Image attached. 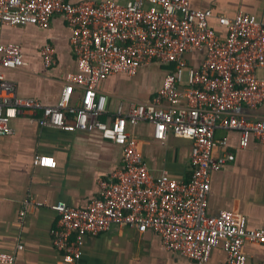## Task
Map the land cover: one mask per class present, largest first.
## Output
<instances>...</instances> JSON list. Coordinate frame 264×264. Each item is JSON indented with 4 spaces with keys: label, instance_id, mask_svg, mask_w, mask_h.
<instances>
[{
    "label": "built area",
    "instance_id": "obj_1",
    "mask_svg": "<svg viewBox=\"0 0 264 264\" xmlns=\"http://www.w3.org/2000/svg\"><path fill=\"white\" fill-rule=\"evenodd\" d=\"M55 14L66 23L77 69L65 74L52 106L36 97L18 96L4 72L24 65L21 47L0 40V136L13 133L10 121L18 115L64 131L97 132L121 147V165L99 179L98 195L87 205L47 204L28 196L20 216L27 206H48L56 213L50 232L65 264H80L85 237L112 226L152 230L166 250L197 264L207 262L217 246L225 252L227 264H246L243 244L264 245V228H248L245 217L231 211L208 215L206 208L211 173L234 159L232 153H214L215 146H225V139L214 138V130H237L241 148L251 136L264 144V118L236 113L240 106L264 105V22L242 11L228 17L194 8L189 0H0V31L26 24L47 28ZM194 50L204 53L196 67L186 58ZM40 53L46 67L55 63L51 45L42 46ZM152 62L168 66L153 97L120 103L108 122L101 120L108 96L99 83L117 73L133 76ZM75 89L82 91L78 104L71 103ZM141 121L152 125L157 140L170 133L191 141L187 180L173 178L166 170L152 175L127 129ZM34 162L56 166L48 155ZM14 258L0 251L1 263L12 264Z\"/></svg>",
    "mask_w": 264,
    "mask_h": 264
},
{
    "label": "crops",
    "instance_id": "obj_2",
    "mask_svg": "<svg viewBox=\"0 0 264 264\" xmlns=\"http://www.w3.org/2000/svg\"><path fill=\"white\" fill-rule=\"evenodd\" d=\"M77 2L80 0H70ZM124 2L125 0H117ZM194 8H209L215 14L234 16L242 11L264 22V0H189ZM210 24L221 34L225 30L215 19ZM0 40L21 47L24 65L5 70V78L15 84L21 97H36L44 105L56 104L66 73L76 71V60L69 44V31L60 14L50 19L47 28L33 24L4 26ZM49 44L55 63L46 67L40 53ZM202 51L186 55L189 66H198ZM167 65L144 64L133 76L117 73L99 83L106 93L107 112L100 119L108 122L120 103L150 100L162 84ZM263 73L258 71V75ZM82 91L75 89L71 103L78 104ZM236 113L248 119L264 118V105L240 106ZM13 133L0 136V251L13 253L12 264H65L52 243L51 228L57 216L48 206H27L21 217L23 201L28 196L53 204L63 201L83 207L98 195L100 178L121 165L122 149L97 132L64 131L41 126L29 116L18 115L10 121ZM136 149L152 173L162 170L176 179L187 180L191 141L168 133L163 140L153 137L152 125L141 121L128 126ZM215 139H225V146H215L214 153H232L234 159L211 173L207 198L208 215L231 211L245 217L248 228H264V144L250 137L246 147L239 146V132L225 127L214 130ZM48 155L54 168L35 164L37 156ZM21 249H17V245ZM246 264L264 262V245L243 244ZM80 264H197L178 252L166 250L152 230L138 232L112 226L95 236H86ZM0 264H5L1 263ZM203 264H227L221 246L212 249Z\"/></svg>",
    "mask_w": 264,
    "mask_h": 264
},
{
    "label": "rangeland",
    "instance_id": "obj_3",
    "mask_svg": "<svg viewBox=\"0 0 264 264\" xmlns=\"http://www.w3.org/2000/svg\"><path fill=\"white\" fill-rule=\"evenodd\" d=\"M186 76H187V69L184 68V70H183V81L186 80Z\"/></svg>",
    "mask_w": 264,
    "mask_h": 264
}]
</instances>
